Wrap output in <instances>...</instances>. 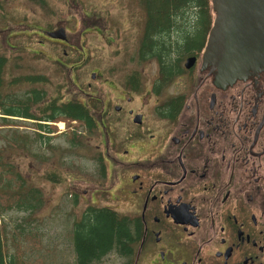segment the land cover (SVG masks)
I'll return each instance as SVG.
<instances>
[{
    "label": "flooded vegetation",
    "instance_id": "flooded-vegetation-1",
    "mask_svg": "<svg viewBox=\"0 0 264 264\" xmlns=\"http://www.w3.org/2000/svg\"><path fill=\"white\" fill-rule=\"evenodd\" d=\"M171 18L180 23L158 40L145 26L141 68L127 71L117 84L115 123L124 126L115 143L123 183L116 211L137 223L122 264H264V69L246 71L225 88L216 85L218 67L202 65L215 18L204 25L198 14ZM59 28L66 39L48 35ZM56 29H39V43L61 45L63 55L56 59L68 69L77 48L67 24ZM132 33V26L116 27L120 54ZM154 60L158 69L148 80L144 75ZM149 82L162 99L150 120L134 97ZM53 101L70 100L46 103ZM114 112L101 111V126ZM96 155L107 168L102 152ZM123 168L129 170L126 179Z\"/></svg>",
    "mask_w": 264,
    "mask_h": 264
},
{
    "label": "rangeland",
    "instance_id": "rangeland-1",
    "mask_svg": "<svg viewBox=\"0 0 264 264\" xmlns=\"http://www.w3.org/2000/svg\"><path fill=\"white\" fill-rule=\"evenodd\" d=\"M171 1L0 0V53L9 57L0 89L4 98L26 100L32 90L39 89L44 94L40 100L42 103L34 105L37 111L44 108L45 102L55 98L76 99L86 105L96 120L92 129H88L85 123H71L70 128L77 126L81 135L76 136L74 143L70 142L71 134L66 133L69 132L67 121L50 122L48 126L54 132L44 133L43 138L38 136L39 121L10 117L13 118V125L0 126V134L16 127L36 138L32 152H28L8 145L0 137V147H4L3 159L14 163L22 176L27 178V189L39 188L45 198L39 210H14L2 218L10 230L22 223L26 234L36 231L40 235L41 249L30 252L28 258L46 259L45 264H73L75 252L69 237L72 218H80L89 205L116 209L118 189L123 183L118 178L120 170L115 160V143L124 126H116L115 123L118 118L114 112L115 104L120 95L118 80L127 71L141 68L137 58L145 28L146 7L155 12L150 16L155 36L162 26L167 25L163 10L166 5L172 6ZM177 4L174 2L171 12L176 13L182 8ZM66 24L77 50L71 54L73 59L68 69H61L62 65L60 67L56 59L57 54L63 55L61 45L53 42L40 45L41 38L37 32ZM119 24L128 31L131 26L134 30V33L126 35L128 49L125 46L121 54L116 34ZM37 49L42 57L35 53ZM156 62L154 60L145 72L144 77L148 80H152L154 72H157ZM31 77L41 78L32 83L28 81ZM147 93L149 95L145 97ZM134 97L138 111L149 114L147 119H152L155 105L162 100L153 93L152 82ZM123 103L127 105V101ZM104 109L114 112L112 118L105 119V128L100 124ZM100 151L107 168L95 156ZM138 155L134 154L133 158ZM121 172L126 179L129 170L123 168ZM74 198L77 199L76 205ZM122 263L120 255L113 252L97 264Z\"/></svg>",
    "mask_w": 264,
    "mask_h": 264
},
{
    "label": "trees",
    "instance_id": "trees-1",
    "mask_svg": "<svg viewBox=\"0 0 264 264\" xmlns=\"http://www.w3.org/2000/svg\"><path fill=\"white\" fill-rule=\"evenodd\" d=\"M174 2L182 6L176 13L170 11ZM170 3L172 6L166 5L163 10L167 25L160 28L155 35L156 40L169 33L173 24L180 23V19H176L175 22L171 16L198 14L201 16L202 25L211 23L210 0H172ZM147 12L149 19L146 23V31L150 30L153 25L150 16L155 14L148 8ZM207 15L209 19H206ZM190 23L187 22L188 25ZM202 30H204L203 26ZM8 62L9 57L0 53V89L3 86L4 69ZM37 80L40 79L28 78V81L32 83ZM43 94L39 89H35L32 90L29 98L19 100L6 99L0 91V126L13 125V118L10 117L39 121L37 122L40 130L38 136L43 138L44 133L54 132L48 126L50 122L67 121L69 132L66 133L71 134V143H74L76 136L79 135L77 126L73 125V129L70 128L73 121L80 125L88 122L89 129L93 128L94 119L88 117L87 107L76 99L67 102H45L44 108L37 111L34 105L42 103L40 100L43 99ZM0 137H3L8 145L28 152H32L31 148L36 141L31 134L16 127L8 128L5 134H0ZM3 148V146L0 147V264H45L46 259L28 258L30 252L41 249L40 235L36 231L26 234V227L22 223L10 230L8 225L2 221L4 215L10 211H35L41 209L45 203L43 192L39 188L27 189V178L22 176L14 163L3 159ZM136 225L135 221L126 216H120L108 207H87L80 218L74 216L70 224L69 237L76 253L74 264H97L112 252L123 253L129 250L133 243Z\"/></svg>",
    "mask_w": 264,
    "mask_h": 264
},
{
    "label": "water",
    "instance_id": "water-1",
    "mask_svg": "<svg viewBox=\"0 0 264 264\" xmlns=\"http://www.w3.org/2000/svg\"><path fill=\"white\" fill-rule=\"evenodd\" d=\"M213 5L217 14L202 65H216L214 83L225 88V82L246 76V71L264 69V0H213ZM49 35L66 38L64 29Z\"/></svg>",
    "mask_w": 264,
    "mask_h": 264
}]
</instances>
